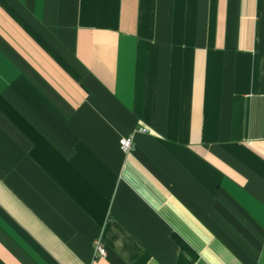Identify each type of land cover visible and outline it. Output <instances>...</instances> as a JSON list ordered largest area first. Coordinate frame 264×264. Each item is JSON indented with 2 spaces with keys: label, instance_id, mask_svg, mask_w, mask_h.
I'll return each instance as SVG.
<instances>
[{
  "label": "crops",
  "instance_id": "1",
  "mask_svg": "<svg viewBox=\"0 0 264 264\" xmlns=\"http://www.w3.org/2000/svg\"><path fill=\"white\" fill-rule=\"evenodd\" d=\"M0 264H264V0H0Z\"/></svg>",
  "mask_w": 264,
  "mask_h": 264
},
{
  "label": "built area",
  "instance_id": "2",
  "mask_svg": "<svg viewBox=\"0 0 264 264\" xmlns=\"http://www.w3.org/2000/svg\"><path fill=\"white\" fill-rule=\"evenodd\" d=\"M139 131L148 132V128L146 126H142ZM120 145L124 151L129 152L133 147V136L123 137L120 139ZM94 250L96 257H104L107 254L106 248L102 241V238H97L94 241Z\"/></svg>",
  "mask_w": 264,
  "mask_h": 264
},
{
  "label": "trees",
  "instance_id": "3",
  "mask_svg": "<svg viewBox=\"0 0 264 264\" xmlns=\"http://www.w3.org/2000/svg\"><path fill=\"white\" fill-rule=\"evenodd\" d=\"M174 238L179 244H181L183 247H185V244L180 237H178L177 235H174Z\"/></svg>",
  "mask_w": 264,
  "mask_h": 264
}]
</instances>
